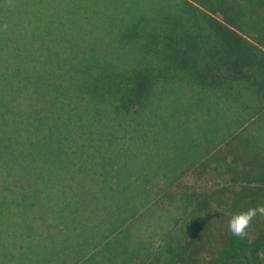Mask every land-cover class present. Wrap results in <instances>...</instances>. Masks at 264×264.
Masks as SVG:
<instances>
[{"label":"trees","instance_id":"16d2710c","mask_svg":"<svg viewBox=\"0 0 264 264\" xmlns=\"http://www.w3.org/2000/svg\"><path fill=\"white\" fill-rule=\"evenodd\" d=\"M108 1L0 0V64H83L78 53L62 48L65 43L70 48L74 45L66 39L58 43L50 29L61 19L68 24L71 15L95 11L101 3H105V10L100 9L93 20L106 23L104 12L111 11ZM164 1L172 3V8L168 13H156L165 21L173 11L179 29L176 23L161 31H153L156 26H151L153 32L144 35V44L153 56L147 64H166L163 75L138 64L128 69L129 74L99 84L97 77L87 80L88 89L99 96H90L88 91L54 98L0 96V264H41L45 259V240L60 224L50 217L44 222L40 206V213L33 215L40 216L41 232L33 224V228L20 230L15 222L24 218L20 223L25 224L35 203L39 205L33 197L42 189L45 195L57 194L58 202L48 211L61 212L64 220L74 216L87 220L99 211L110 199L97 192L102 181L95 178L91 166L92 162L105 164L100 145H138L144 124L156 126L149 112L157 98L162 99L161 114L174 118L179 110L194 111L186 109L187 104L194 109L205 107L214 115L225 108L226 121L212 126L208 149L221 134L242 126L228 145H235L237 160L254 161L237 175L242 178L240 188L222 196L227 203L221 211L211 208V200L199 203V212L208 213L204 228L199 221L194 224L187 242L179 243L175 252L169 251L170 264H199L201 248L206 245L211 249L206 247L210 252L204 264H264V133L259 129L264 127V71H260L264 70V0ZM141 11L135 17L144 21V4ZM22 14L29 26L22 22ZM93 20L90 23L94 24ZM129 26L140 29L137 24ZM67 52L73 55L71 61ZM93 60L105 64L115 61L110 54L94 56ZM174 69L175 73L170 72ZM0 80L8 78L0 74ZM209 92L219 96L214 99ZM61 164L69 170L62 175L64 187L56 192L48 185ZM174 177L170 174L166 179ZM216 195L207 196L212 201L223 199ZM218 215L227 218L218 223ZM124 231L119 232V226L104 229L93 244L67 247L65 257L58 262H79L84 258L82 253L102 245L98 257L93 254L81 264H101L113 257V264H118L117 260L123 264L127 258L126 247L120 249L121 241L126 240ZM117 242L121 246L115 245Z\"/></svg>","mask_w":264,"mask_h":264},{"label":"rangeland","instance_id":"374dc122","mask_svg":"<svg viewBox=\"0 0 264 264\" xmlns=\"http://www.w3.org/2000/svg\"><path fill=\"white\" fill-rule=\"evenodd\" d=\"M108 2L111 3V11L107 9L104 12L106 23L93 20L100 9L105 10V3H101L102 6L95 11L85 10L82 15H71L68 24L61 19L50 29L58 43L66 39V42L74 45V48H70L65 43L62 48L70 53H78L83 64H0V74L8 78L7 81L0 80V96L12 98L35 95L36 98H54L84 95L86 91L90 96H99V92L88 89L90 84L87 80L97 77L99 84L106 79L129 74L128 69L138 64L153 67L163 75L166 64H147L153 56L144 44V35L173 27L174 23L179 29V22L173 21V11L165 21L163 15L156 13H168L167 9L172 8L173 4L164 0ZM164 3H170V6L162 7ZM143 4L144 21H141L135 16L142 13ZM17 6L21 10L19 3ZM46 16L51 18L50 21H57V18ZM92 20L94 24L90 23ZM22 22L29 26L25 14H22ZM130 24L140 25V29L130 28ZM151 26H156L155 30L150 31ZM247 39L256 44L251 38ZM106 54H110L116 62L105 64L93 60L94 56ZM67 57L71 61L73 55L68 53ZM170 72L175 73V69ZM209 96L216 99L219 94L209 92ZM161 104L162 99H155V108L149 115L157 121L156 126L151 128L144 124V134L138 145H100L105 164L96 165L92 162L91 166L95 178L102 181L97 192L110 199L99 207V211L88 215L87 220L82 216L64 220L61 212L48 211L52 203L58 202L57 194L45 195L42 189L33 197L39 205L35 203L34 211L31 209L25 218V224L20 223L24 222V218L15 219L20 230L24 227L29 229L33 224L41 232L43 226L40 216L33 215V212L35 215L40 213L41 209L44 211V222L50 217L60 224L54 228L50 238L45 240L46 255L41 264H61L58 261L65 257L63 253L67 247L72 246V249L80 244H93L98 241L102 230L117 226L119 232L125 230L122 236L126 240L121 241L122 246L120 242L115 244L121 246V250L126 247L127 258L122 261L123 264H170L172 254L169 251H174L179 243L187 242L194 224L199 221L204 228V219L208 218V213L199 212V203L207 199L211 200L213 209L221 211L226 207L227 202L222 196L227 191L240 188L242 178L237 175L243 174L245 167L250 168L249 164L254 162L237 160L235 145H228L242 126L233 127L226 134H221L218 141L208 149L207 141L214 129L212 126L219 120L221 123L226 121L223 115L225 108L218 109L220 115H214L205 107L194 109L191 104H187L186 109L194 111L179 110L176 119L170 114L162 115L159 111ZM164 118L167 120L163 122ZM254 119L251 118L252 121ZM259 129L264 133V127ZM191 163L192 166L186 168ZM68 170L66 164H61L48 186L56 192L60 191L65 184L62 175L67 174ZM170 174L175 175L174 179H166ZM216 192V196L222 197V200L212 201L207 196ZM226 218L227 215H218L216 222L220 223ZM207 246L211 249L209 245L201 248L199 264H204L203 260L210 252ZM101 248L102 245L96 246L82 253L81 258H84L81 261L68 260L67 264H81L93 254L98 257ZM111 259L101 264H113ZM92 260L95 261L94 258ZM117 262L121 263L119 260ZM4 264L9 263L6 261Z\"/></svg>","mask_w":264,"mask_h":264}]
</instances>
